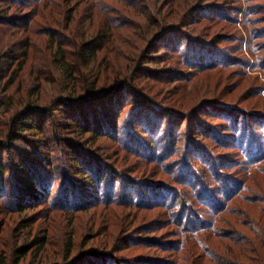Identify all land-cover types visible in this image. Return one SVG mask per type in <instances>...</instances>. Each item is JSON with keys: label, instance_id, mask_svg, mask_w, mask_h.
<instances>
[{"label": "rangeland", "instance_id": "1", "mask_svg": "<svg viewBox=\"0 0 264 264\" xmlns=\"http://www.w3.org/2000/svg\"><path fill=\"white\" fill-rule=\"evenodd\" d=\"M182 1L186 9L180 20L185 26H176L179 33L185 38L199 35L212 50L209 52H213L197 55V58L194 53L188 56L194 64H183L176 51L172 53L166 46L151 43L150 38L157 34L154 23L136 15L127 2L109 0L111 11L93 19L84 12V1L78 5L75 21L66 29L70 36L64 44L67 58L56 60L75 64L72 51L81 48L79 45L84 42L100 48L89 70L84 75L79 72L77 85L79 92L88 86L98 90V99L87 110L90 120L95 113L99 118L101 109L115 111L118 107L117 123L110 128L102 127L99 135L95 132L81 134L74 125L70 131L60 127L52 130V119L56 118L55 124L61 126L66 120L63 113L68 109L59 105V95L67 85L60 80L52 59L51 41L44 31H35L33 27L20 29L24 28L27 7L17 5L18 10L9 9V19L0 17V98L5 83L16 79V84L8 91L11 99L5 100L8 103L4 106L0 105V168H7L5 177L12 179L21 175L19 171L17 174L19 164L25 160L32 163L35 158L40 162L34 165L38 169H44L48 160L53 161L44 170L50 169L57 176L68 167L64 166L68 155L62 147L79 144V153L89 161L88 167L92 168L94 162H103L101 165L106 164L122 178L143 184L139 189L126 192L136 196L150 186L170 193L186 190L194 197L200 188L190 187L189 182L199 179L206 169L213 173L217 167L225 166L221 173L242 179L245 188L236 195L230 213L223 212L222 220L216 223L217 235L209 238L212 246H220L218 260L203 252L195 234L187 235L191 237L193 253L187 255L180 247L176 248L182 235L174 220L176 215L172 218L171 207L154 205L157 200L154 202V197L149 196L151 205L144 208L107 203L88 206L89 209L82 212L73 210L71 214L77 217L72 225L68 216L55 207L27 206L24 212H18L0 203V264H57L66 260L63 254L67 252L70 239L75 246L71 261L79 260L80 256L84 258L86 251L94 246L101 253L107 251L123 261L134 259L140 264L159 259L175 261V264H234L237 260L241 264H264V156L258 168L245 169L240 164L248 158V134H264V0H201L207 7L200 10L204 15H194L198 20L194 17L186 23L183 19L193 6V0ZM63 8L60 4L46 7L47 14L42 12L37 25L48 26L46 16L52 10L57 17L55 21L61 23L63 17L59 11ZM2 13L0 10V16ZM166 17L168 20L164 16L163 26L178 24L169 14ZM108 19L116 20L117 25L111 39L104 41L101 34ZM60 28L63 30L62 26ZM171 34L169 42L172 37L177 39L178 32ZM58 38H63V33L58 34ZM28 49L26 58L24 52ZM22 60L26 64L23 71L6 75L8 65L18 69L17 64ZM177 60L180 63H175ZM208 64L210 66H206ZM122 78L129 80L128 86L114 88V80ZM103 90L108 91L101 93ZM112 93L116 94V99H103ZM33 98L38 99V107L49 113L44 122L47 138L38 130H22V124H18L21 117L14 121L16 113ZM35 119L38 120L37 116ZM244 127L246 136L239 141ZM57 134L66 141L57 140ZM240 142L243 148L239 149ZM157 146L160 147L158 152L155 151ZM199 148L203 153L196 152ZM38 155H43L44 159H38ZM231 158L235 162L228 160ZM77 167L76 164L70 168V176ZM181 167L186 175L180 174ZM242 170L247 173L245 178L240 176ZM75 178L87 179L79 174ZM208 180L212 179H205L210 189L219 186ZM20 181L23 180L20 178ZM222 182L221 176L219 183ZM7 183L12 186V181ZM229 184L232 191L236 190V183ZM54 188L57 191L58 186ZM47 189L42 187L39 196H45ZM87 189L92 191L90 186ZM17 200L12 202L13 207ZM22 200L30 205L28 196ZM204 234L203 231V238ZM44 241L43 251L37 257H33V252L27 261H21L20 246L36 242L35 248H40ZM229 249L235 254L228 252Z\"/></svg>", "mask_w": 264, "mask_h": 264}, {"label": "trees", "instance_id": "2", "mask_svg": "<svg viewBox=\"0 0 264 264\" xmlns=\"http://www.w3.org/2000/svg\"><path fill=\"white\" fill-rule=\"evenodd\" d=\"M14 1L17 2L15 5L12 4ZM85 2L84 6V12L87 13L88 18L93 19L95 16L103 14H108L111 11V2L109 0H0V10H2V15L0 17H3V19H9L10 16H8L9 9H16L18 10L17 5H21L28 8V11L26 12V18L24 21V28L20 29H28L31 30L32 27L35 31L41 30L44 31L47 34V40L51 41L52 51L54 55H52V59L55 60V64L57 66V71L59 73V77L61 81H64L67 86H65L59 95L61 100L59 105L66 106V115L63 113V116L66 117L65 123L61 126H57L56 118L52 119V125L55 131L59 129V127L63 131H70V127H73L74 125L79 131H82L81 134L90 133L93 134L94 132L99 135L102 131V127L110 128L112 127L113 123H117L118 121V107H116L115 111L112 109H106L105 111L101 109V113L98 114L95 113L91 115L88 113L87 110H90L91 107H93L95 103V99H98V90L94 88V86H88L82 91H78L77 85L79 83L78 79L81 77V74L84 75L90 68L91 64L95 62L98 58V53L100 48L95 47V45H92L91 42H84L80 47H77L75 50L72 51V56L75 57V64H67L63 63L61 61H57L56 59H65L66 56V50L64 48L65 41L70 37L69 34H66V29H70L72 23L75 21L74 15L76 14L78 5L82 2ZM111 1V0H110ZM123 2H127L128 5H130V9L134 10L136 15L143 17L145 20H148L149 22H153L155 25V30L157 31V34L153 35L150 40L151 43H155L159 46H166L168 49L172 51V53L178 54V56L182 57L181 62L183 64H194L192 57L193 53L200 56L206 55H212L213 52L210 50V47L208 44H204V40L200 39L197 35L196 38H191L190 36L184 37L181 36V33H179V29H177L176 26H185V24H182V20H180V15L184 12L186 9V4L182 0H120ZM192 1V0H190ZM189 2V1H188ZM25 3V4H22ZM192 6L187 14L184 16V21L186 23L187 19L194 20V17L197 18L199 15H204V12H200V10H203L207 7H205V4L201 0H193ZM54 4V5H53ZM61 5L64 8L59 11L62 15V21L61 23L58 21H55L57 18L55 14L53 13V10L49 12V14L46 16L47 20L49 22L45 23L48 26L44 25L42 28H40V24L37 25L38 21L37 18L41 17L42 12L46 11V7L50 6H57ZM25 12V10L23 11ZM22 13V12H21ZM47 14V11L45 12ZM170 15L171 19H176V22H178L175 26H163L164 16L167 19L166 15ZM6 17V18H5ZM201 18V17H200ZM213 19V18H209ZM215 19V18H214ZM21 21V20H20ZM67 21V22H65ZM121 24V23H120ZM119 24V25H120ZM117 22L116 20L108 19V22L104 24V30L102 32V37L104 41H109L111 39V35L113 33V29L116 27ZM37 26V28H36ZM62 26L63 30L60 28ZM160 26V28H158ZM60 29V30H59ZM160 29V30H159ZM178 32V34H175V37H177L176 40H172L171 42L168 41V37L172 35L171 33ZM63 33V38H58V34ZM180 34V38L178 37ZM195 39V40H193ZM218 53V52H217ZM216 53V54H217ZM29 49L24 52V56L28 58ZM188 57V58H186ZM177 59V58H176ZM13 61V60H11ZM210 62V61H209ZM16 63V60H15ZM175 63H180V60L175 61ZM213 64V63H212ZM210 63V65H212ZM216 64V63H215ZM12 65V64H11ZM18 69H16L13 66L8 65V71L7 74H15L20 71H23L25 69V61L22 60L19 62ZM75 65V66H74ZM209 64L206 66H210ZM205 66V65H202ZM129 80L122 78L120 80H114L115 84L113 87H126L127 82ZM16 84V79H11L9 82L3 87L2 92L4 93L2 98H0V105L4 106L6 102L5 100L11 99V96L8 94V91L11 90V87ZM40 91V88H38ZM108 90H103L101 93H107ZM62 95V96H61ZM58 96V97H59ZM116 97V94L112 93L111 95H107L103 98L105 101H112ZM101 98V97H100ZM94 99V100H93ZM116 99V98H115ZM100 100V99H99ZM38 99L33 98L30 102H28L24 108L20 109L14 117V121L17 119L21 120L18 124H22V130H38V132L43 133L46 135L47 138V130L45 127V120L47 117V114L45 112V109L43 107H38L37 105ZM112 105V104H111ZM10 107V106H8ZM48 112V111H47ZM69 112V114H68ZM157 114H155L156 117ZM37 116L38 120L35 119ZM96 117V118H95ZM236 122L233 123L236 128ZM94 126V127H93ZM118 131L119 127L117 128ZM246 129L243 128L240 136L239 141L242 137L246 136ZM169 137L175 138L173 134H169ZM264 134H254L253 132H250L248 134V145L246 147V151L248 154L247 160L243 159L242 163L245 169L248 168H258L260 164V160H262L261 157L264 156V140H263ZM56 139L60 141H66L65 138H60L59 135H56ZM69 147V148H68ZM67 148L62 147V150L64 151V154L66 153L68 156H66L67 161L64 162V166L67 167L63 172H60L56 175H53V171L50 169L44 170L45 168H49L53 161L46 162V167L44 166V169L35 167V164H38L40 162H36L37 160H31L32 163H30V160H25L23 163L19 164L17 167V174L18 171L21 175L18 174L17 177H13L12 179L6 178V170L7 168L2 167L0 171V203H3L8 207L10 210H18V212L22 211L24 212V207L27 206H42V207H55L58 211L66 214L68 216V219L71 221L72 225L75 223V218L77 216H73L71 211L77 210L76 212H82L89 209L88 206H95L96 204H126V205H132L137 207H148L151 205L150 203V197H154V202L157 200V202L154 205H162L166 208H172V218L176 215L174 220H176L178 227H180V242L178 245H176V248L180 247V251H185L187 255H190L194 252V246L191 244V237H188L187 235H193L195 234L197 236L196 241L199 243V247L203 250V252L210 256L214 261H217L218 252L220 250L218 249L220 246L218 244L211 245L209 242V238H213L217 235V231L215 232V225L220 220H222V213H230V210L233 209L230 207L233 205V200L236 198V195L240 193L244 188L245 184L243 183V180L236 177H231L227 173L224 176L223 175V169H225V166H221V169L217 167L216 172L211 173L210 170L206 169L204 172L200 173V178L193 181V179L189 182L190 187L193 186L195 189L197 187L200 188V191L197 193L196 196L192 197L190 196L186 190H174L170 193L169 190H154L152 187L148 186L147 189L144 187L143 193L140 194H132L130 191L126 192V190L133 191L134 188L139 189L141 188V182L138 180L134 182V179L132 178H122L119 173L114 171L112 169H108V166L101 165V163L94 162L91 167L89 166V161L86 158H83L80 153L79 149H81L79 144H72L68 146ZM237 148H243V144H239ZM160 149L159 146L155 148V151L158 152ZM197 153L201 152L203 153V150L201 148L197 149ZM163 152H160V154ZM65 154V155H66ZM38 159H44L43 155L36 156ZM70 160V161H69ZM229 161L235 162V160L228 159ZM77 164V171L72 173L70 176L69 173H71L70 168H73L74 165ZM69 168V169H68ZM91 168V169H90ZM105 171H103V169ZM221 170V171H220ZM186 175V170H180V174ZM223 172V173H221ZM221 173V175H220ZM79 175H83L84 178L87 179H81V178H75ZM246 172L242 170L240 176L241 178H245ZM191 175V174H190ZM213 175V176H212ZM223 177V182L220 184V177ZM188 177L189 173H188ZM209 177V178H208ZM20 178L24 181H20ZM212 179L209 182L214 185L213 189H210L205 183V179ZM215 178V179H213ZM120 179V181H118ZM203 180V181H202ZM240 180V181H239ZM7 181H12V186H10ZM202 181V182H201ZM236 181H239L238 183ZM118 182L119 188H118ZM195 182V183H194ZM230 183H236L237 187L236 190L232 191V187L229 184ZM58 186L57 191H55V186ZM92 188V191H88V187ZM48 188L45 192V196H39L38 191L41 190V188ZM73 191H75V194ZM169 192L168 194H165V192ZM183 191V192H182ZM222 191V192H221ZM231 191V192H230ZM90 194L89 196L86 195ZM150 193V195H149ZM24 196L29 197V204L26 205V203L22 200ZM21 199H20V198ZM208 198V201H211L212 205L207 202L205 199ZM17 200V205L14 207L12 206V202H15ZM153 199V198H152ZM147 200V201H146ZM170 211V212H171ZM176 211V212H175ZM21 212V213H22ZM205 232V236L203 238L202 233ZM211 233H210V232ZM200 234V235H199ZM185 235V236H183ZM210 236L206 238L207 236ZM73 236V235H72ZM45 241L43 242L42 246L40 248H35L37 246L36 242H30L26 245L20 246V249L22 250V259L21 261H27L29 254L34 252L33 257H37L42 251L43 247L45 246ZM75 249L73 241L70 239L68 241V246L66 248L67 252L63 255L66 257V260L62 262H58L57 264H69V262L73 259H71V252ZM228 252L235 254V252L232 249H229ZM82 254H79V256ZM71 259V260H70ZM87 260V262L84 260ZM7 261V259H5ZM70 260V261H69ZM238 262H235L234 264H239L240 260H237ZM175 261H166V260H154L150 261L148 264H175L173 263ZM39 262H36L38 264ZM140 264L136 263L133 259L131 262L130 260L123 261L118 256L107 253V251L101 253L97 250V248H94L92 246L89 250L86 251L84 258L83 256H80V259L73 260L70 262V264ZM5 264V263H2ZM241 264V263H240Z\"/></svg>", "mask_w": 264, "mask_h": 264}]
</instances>
